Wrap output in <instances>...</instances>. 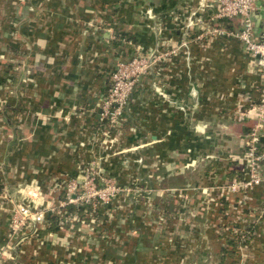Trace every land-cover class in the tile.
<instances>
[{
	"label": "crops",
	"instance_id": "1",
	"mask_svg": "<svg viewBox=\"0 0 264 264\" xmlns=\"http://www.w3.org/2000/svg\"><path fill=\"white\" fill-rule=\"evenodd\" d=\"M218 12L217 0H0V264H264V188L242 206L223 188L248 178L261 79L241 41L213 34L242 28ZM254 14L260 32L264 0ZM139 55L161 59L110 127V74ZM91 162L139 194L80 224L59 202ZM31 183L58 230L15 247L10 214ZM230 223L242 240L224 257Z\"/></svg>",
	"mask_w": 264,
	"mask_h": 264
},
{
	"label": "built area",
	"instance_id": "2",
	"mask_svg": "<svg viewBox=\"0 0 264 264\" xmlns=\"http://www.w3.org/2000/svg\"><path fill=\"white\" fill-rule=\"evenodd\" d=\"M256 0H217L219 12L217 18L222 20L242 21V28L235 33H226L218 29L216 35H231L241 41L248 53L257 61L258 73L261 79L259 89V102L249 110V118L253 125L247 133L245 151L247 180L233 181L224 190L228 194H241L240 206L248 201L249 193L258 186L264 188V29L255 32L253 14ZM160 56H134L129 60L118 61L109 77L110 83L101 105L100 118L108 121L110 127H115L123 119L132 94L142 79L154 71L155 65L160 62ZM251 106V105H250ZM240 111L241 117L247 112ZM222 189L215 192L218 197ZM151 193L152 190H149ZM63 200L59 202L61 212L66 217H73V221L84 224L82 217L76 213H67V207H85L91 213L85 214L92 223V212L99 208L110 207L120 200L131 195L139 194L129 186H121L112 179L102 175L94 162L88 163L82 170L79 180L69 181L63 189ZM21 199L14 204L10 214L9 230L15 239V247L22 246L32 240L38 239L41 231L48 225L50 216H57L58 207L51 206L45 201L44 195L38 187L31 183L20 189ZM221 204V203H220ZM219 204V207L221 205ZM235 212V211H234ZM238 212V211H236ZM64 214V215H65ZM62 215V223L66 221ZM229 218H233L228 214ZM61 223V225H63ZM226 229L231 234H238L236 227L230 223Z\"/></svg>",
	"mask_w": 264,
	"mask_h": 264
},
{
	"label": "trees",
	"instance_id": "3",
	"mask_svg": "<svg viewBox=\"0 0 264 264\" xmlns=\"http://www.w3.org/2000/svg\"><path fill=\"white\" fill-rule=\"evenodd\" d=\"M106 125L109 126V123L108 121L105 122ZM262 147H264V144H262ZM67 213H76L78 215H80L82 217V219L84 221H88L89 218H85V214L87 212V215L91 213V209L89 208H85V207H68L67 209ZM105 211H104V208H99L96 212H92V218L93 220L96 221V224H97V221L99 220L98 217L99 215L103 214ZM48 228H47V231H57L58 230V217L57 216H50L48 218ZM238 225V223H235ZM242 240V234L241 233H238V234H232L231 236L227 237L226 238V248L224 247L222 249V254L224 257H230V256H233L234 254H236L237 250H238V245H239V242H241Z\"/></svg>",
	"mask_w": 264,
	"mask_h": 264
},
{
	"label": "water",
	"instance_id": "4",
	"mask_svg": "<svg viewBox=\"0 0 264 264\" xmlns=\"http://www.w3.org/2000/svg\"><path fill=\"white\" fill-rule=\"evenodd\" d=\"M254 15H255V14H253V18L255 17ZM259 29H260L259 25L255 24V32H258Z\"/></svg>",
	"mask_w": 264,
	"mask_h": 264
}]
</instances>
